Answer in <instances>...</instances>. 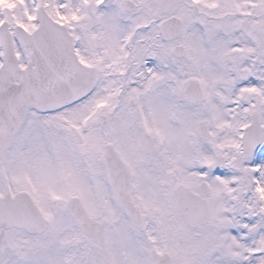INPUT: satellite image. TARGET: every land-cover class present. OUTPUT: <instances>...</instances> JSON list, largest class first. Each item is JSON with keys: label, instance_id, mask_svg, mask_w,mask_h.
<instances>
[{"label": "snow or ice", "instance_id": "6c2138e0", "mask_svg": "<svg viewBox=\"0 0 264 264\" xmlns=\"http://www.w3.org/2000/svg\"><path fill=\"white\" fill-rule=\"evenodd\" d=\"M0 264H264V0H0Z\"/></svg>", "mask_w": 264, "mask_h": 264}]
</instances>
